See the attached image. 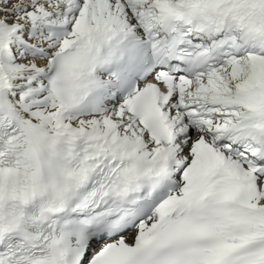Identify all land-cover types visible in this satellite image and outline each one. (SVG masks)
Here are the masks:
<instances>
[{
	"label": "snow or ice",
	"instance_id": "snow-or-ice-1",
	"mask_svg": "<svg viewBox=\"0 0 264 264\" xmlns=\"http://www.w3.org/2000/svg\"><path fill=\"white\" fill-rule=\"evenodd\" d=\"M0 264H264V0H0Z\"/></svg>",
	"mask_w": 264,
	"mask_h": 264
}]
</instances>
